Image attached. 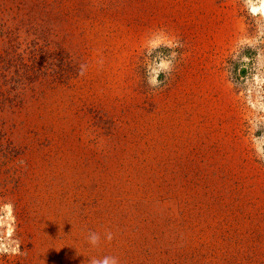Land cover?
Listing matches in <instances>:
<instances>
[{
    "label": "rangeland",
    "instance_id": "obj_1",
    "mask_svg": "<svg viewBox=\"0 0 264 264\" xmlns=\"http://www.w3.org/2000/svg\"><path fill=\"white\" fill-rule=\"evenodd\" d=\"M260 3L0 0V264H264Z\"/></svg>",
    "mask_w": 264,
    "mask_h": 264
},
{
    "label": "clouds",
    "instance_id": "obj_2",
    "mask_svg": "<svg viewBox=\"0 0 264 264\" xmlns=\"http://www.w3.org/2000/svg\"><path fill=\"white\" fill-rule=\"evenodd\" d=\"M106 238L108 241H111L113 238L112 234L110 232L107 233ZM86 239L87 242L93 247L98 246L100 243V235L96 232L90 231ZM88 264H118V261L115 257L111 256H105L102 259L92 257L88 260Z\"/></svg>",
    "mask_w": 264,
    "mask_h": 264
},
{
    "label": "bare ground",
    "instance_id": "obj_3",
    "mask_svg": "<svg viewBox=\"0 0 264 264\" xmlns=\"http://www.w3.org/2000/svg\"><path fill=\"white\" fill-rule=\"evenodd\" d=\"M254 10L256 14H260L264 16V4L260 3V5L257 8H254Z\"/></svg>",
    "mask_w": 264,
    "mask_h": 264
},
{
    "label": "snow or ice",
    "instance_id": "obj_4",
    "mask_svg": "<svg viewBox=\"0 0 264 264\" xmlns=\"http://www.w3.org/2000/svg\"><path fill=\"white\" fill-rule=\"evenodd\" d=\"M261 3L264 4V0H261ZM253 11H255V10H253Z\"/></svg>",
    "mask_w": 264,
    "mask_h": 264
}]
</instances>
